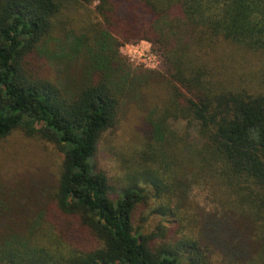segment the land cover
I'll list each match as a JSON object with an SVG mask.
<instances>
[{"label": "trees", "instance_id": "16d2710c", "mask_svg": "<svg viewBox=\"0 0 264 264\" xmlns=\"http://www.w3.org/2000/svg\"><path fill=\"white\" fill-rule=\"evenodd\" d=\"M159 4L0 0V141L21 132L62 158L54 179L0 180V264H264V0ZM72 11L84 20L63 41ZM120 40L154 45L160 73L132 69ZM250 54L260 67L237 78ZM133 102L145 119L111 184L99 145ZM195 186L213 211L190 203ZM152 216L173 224L146 231Z\"/></svg>", "mask_w": 264, "mask_h": 264}, {"label": "rangeland", "instance_id": "374dc122", "mask_svg": "<svg viewBox=\"0 0 264 264\" xmlns=\"http://www.w3.org/2000/svg\"><path fill=\"white\" fill-rule=\"evenodd\" d=\"M161 9H166L177 3L180 0H158ZM97 5L95 2L90 9L94 10ZM80 14H84L83 10L79 11ZM75 13V11L69 12L66 18L60 23V27L56 29V34L61 40L65 41L66 34H78L79 26L84 18ZM68 41V40H67ZM121 44L119 53L132 69L155 71L159 72L162 69V59L159 56L154 45L146 41H133L129 44ZM54 48V46H53ZM202 48H206L205 46ZM204 49L200 51L202 53L208 51ZM256 56L247 55L245 58H240L234 67L237 78L248 79L258 65L255 61ZM55 67L51 69V76L54 78ZM149 94H152V89L148 90ZM124 115L121 116L120 125L113 131L107 132L99 145V151L97 155V167L100 172L107 175L111 184H116L117 178L121 174L120 164L118 162V155L123 152L124 145L133 144L132 137L137 131L141 121L144 118V109L137 102L133 104H126ZM184 123H176L173 128L176 131H184ZM191 134L194 136L190 141H197L195 130L193 128ZM190 134V132H189ZM0 145H10L11 159L7 160L4 149L0 151V180L8 185H17L19 181L39 180L47 181L56 178L58 172V164L61 161V155L58 154L51 143L40 140L39 138H28L21 132H16L12 137L5 141H0ZM118 182V181H117ZM117 185H119L117 183ZM190 203L196 204L200 209H204L208 212L214 210V204L212 203L208 191L203 186L192 187L189 195ZM150 211L144 206L137 207L133 215V223L135 226L143 225V218L149 216ZM161 225L162 227H171L172 219H168L163 222L161 219L152 216L145 225V230L152 232L156 227ZM209 264H225L220 255L215 254L211 258Z\"/></svg>", "mask_w": 264, "mask_h": 264}]
</instances>
